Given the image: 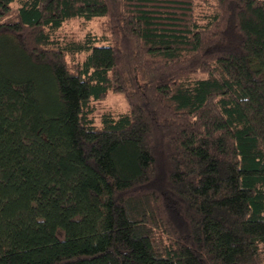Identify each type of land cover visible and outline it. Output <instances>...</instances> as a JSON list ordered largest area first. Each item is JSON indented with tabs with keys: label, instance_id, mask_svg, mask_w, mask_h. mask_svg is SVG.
I'll return each instance as SVG.
<instances>
[{
	"label": "trees",
	"instance_id": "trees-1",
	"mask_svg": "<svg viewBox=\"0 0 264 264\" xmlns=\"http://www.w3.org/2000/svg\"><path fill=\"white\" fill-rule=\"evenodd\" d=\"M0 264H264V0H0Z\"/></svg>",
	"mask_w": 264,
	"mask_h": 264
},
{
	"label": "rangeland",
	"instance_id": "rangeland-1",
	"mask_svg": "<svg viewBox=\"0 0 264 264\" xmlns=\"http://www.w3.org/2000/svg\"><path fill=\"white\" fill-rule=\"evenodd\" d=\"M64 33L73 37H82L87 31L99 32L96 20L84 21L82 18L74 17L65 22L62 28ZM127 108V103L121 93L109 91L107 96L96 101L94 115L96 122L100 121V115L104 110L121 112Z\"/></svg>",
	"mask_w": 264,
	"mask_h": 264
}]
</instances>
